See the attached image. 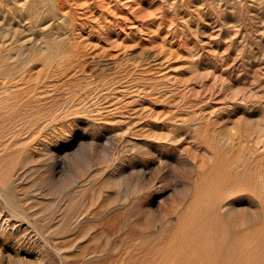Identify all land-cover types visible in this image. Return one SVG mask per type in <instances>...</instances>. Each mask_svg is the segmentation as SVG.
Instances as JSON below:
<instances>
[{
    "label": "rangeland",
    "instance_id": "obj_1",
    "mask_svg": "<svg viewBox=\"0 0 264 264\" xmlns=\"http://www.w3.org/2000/svg\"><path fill=\"white\" fill-rule=\"evenodd\" d=\"M0 264H264V0H0Z\"/></svg>",
    "mask_w": 264,
    "mask_h": 264
}]
</instances>
